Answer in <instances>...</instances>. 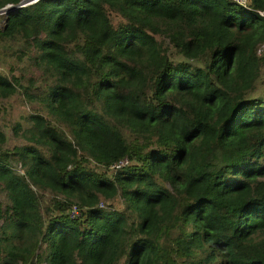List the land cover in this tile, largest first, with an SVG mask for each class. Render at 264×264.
<instances>
[{
	"label": "trees",
	"instance_id": "trees-1",
	"mask_svg": "<svg viewBox=\"0 0 264 264\" xmlns=\"http://www.w3.org/2000/svg\"><path fill=\"white\" fill-rule=\"evenodd\" d=\"M259 11L39 0L7 16L0 42L42 71L29 96L54 119L35 111L12 148L0 129V264H264ZM16 94L0 72V99Z\"/></svg>",
	"mask_w": 264,
	"mask_h": 264
},
{
	"label": "rangeland",
	"instance_id": "rangeland-1",
	"mask_svg": "<svg viewBox=\"0 0 264 264\" xmlns=\"http://www.w3.org/2000/svg\"><path fill=\"white\" fill-rule=\"evenodd\" d=\"M250 4V3H248ZM11 6V5H9ZM2 10H0L1 12ZM7 15L0 14V27L6 26ZM22 45L16 39L12 42L2 41L0 42V72L7 74L13 81L17 94L8 98L0 99V129L6 134L10 148L14 145L22 144L21 138L22 132H19V138L15 136L14 128L17 125H22L24 129H27L29 121L28 117L35 113L38 109L50 120H53L52 116L44 109L40 108L42 105L39 101L34 100L29 94H33L31 90V81L37 79V72L42 73L35 63L28 59L24 54L22 55L20 49ZM36 69V71H35ZM262 76L257 84V89L254 96L264 95V66L262 68ZM13 78L16 79L13 80ZM20 84L18 86L17 84ZM15 167L20 165L18 162H13ZM100 171H105L101 167H97ZM111 174V173H109ZM5 195L0 194V200H4ZM44 250V249H43ZM42 250V251H43Z\"/></svg>",
	"mask_w": 264,
	"mask_h": 264
},
{
	"label": "built area",
	"instance_id": "built-area-1",
	"mask_svg": "<svg viewBox=\"0 0 264 264\" xmlns=\"http://www.w3.org/2000/svg\"><path fill=\"white\" fill-rule=\"evenodd\" d=\"M234 1L244 6H248L249 5L248 3H250V0H234ZM258 13L264 17L263 12L259 11ZM128 165H130V162L128 159H125L122 162L117 163L114 166H112L111 171L119 170L121 168L127 167ZM0 192L1 194H3V196L5 195V192L2 191L1 186H0ZM100 207H103V205H100ZM79 215H80V210L78 209V207L74 206L70 213L71 218L76 219Z\"/></svg>",
	"mask_w": 264,
	"mask_h": 264
},
{
	"label": "water",
	"instance_id": "water-1",
	"mask_svg": "<svg viewBox=\"0 0 264 264\" xmlns=\"http://www.w3.org/2000/svg\"><path fill=\"white\" fill-rule=\"evenodd\" d=\"M39 0H24L20 5L18 6H7L5 8L2 9V11L0 12V14H6L7 16H9L11 13H13L14 11H16L17 9H20L22 7H25L27 5L33 4L38 2Z\"/></svg>",
	"mask_w": 264,
	"mask_h": 264
},
{
	"label": "clouds",
	"instance_id": "clouds-1",
	"mask_svg": "<svg viewBox=\"0 0 264 264\" xmlns=\"http://www.w3.org/2000/svg\"><path fill=\"white\" fill-rule=\"evenodd\" d=\"M260 12H263V11H260ZM264 13V12H263ZM260 15V14H259Z\"/></svg>",
	"mask_w": 264,
	"mask_h": 264
}]
</instances>
